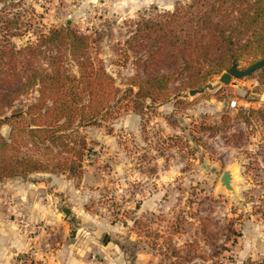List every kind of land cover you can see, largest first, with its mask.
<instances>
[{
    "label": "rangeland",
    "instance_id": "obj_1",
    "mask_svg": "<svg viewBox=\"0 0 264 264\" xmlns=\"http://www.w3.org/2000/svg\"><path fill=\"white\" fill-rule=\"evenodd\" d=\"M190 1L24 0L23 17L34 24L11 43L21 48L40 33L77 32L87 38L92 59L102 61L126 91L132 87L128 80L143 74V66L134 63L142 52L127 51L126 44L136 22ZM263 50L253 56L244 53L238 68L262 60ZM219 63L223 59L204 62L201 70L172 79L167 100L154 103L136 96L138 89L132 87L110 117L83 130L87 151L81 174L56 170L49 162L46 171L0 179V198L9 201L13 188L3 185L23 178L36 185L70 182L79 201L73 205L79 211L75 218L83 207L99 216V229L121 246L127 264H264V67L191 95L220 83L232 65L217 73ZM149 69L173 71L163 62ZM205 72L207 79L194 85ZM35 96H20L9 115ZM10 130L0 124V138L8 139ZM226 172L232 176L231 190L222 184ZM40 187L39 192L45 189ZM51 194L60 196L54 189ZM150 200L156 205L148 209ZM35 224L21 222L31 233L52 228ZM80 226L81 221L72 222L68 239L77 236ZM33 259L40 264L37 253Z\"/></svg>",
    "mask_w": 264,
    "mask_h": 264
},
{
    "label": "trees",
    "instance_id": "obj_2",
    "mask_svg": "<svg viewBox=\"0 0 264 264\" xmlns=\"http://www.w3.org/2000/svg\"><path fill=\"white\" fill-rule=\"evenodd\" d=\"M23 4L0 0V124L11 127L9 138H0V179L46 171L49 162L79 175L87 151L83 130L110 117L132 87L136 96L154 103L167 100L172 79L218 58L224 61L217 65L219 73L244 53L253 56L264 48V0L179 3L173 11L136 22L126 44L127 51L142 52L134 63L143 66V74L130 78L132 87L123 91L77 32L55 29L21 48L13 45L11 39L25 37L34 24L23 17ZM162 62L173 71L151 73L149 68ZM30 92L34 100L9 115L15 101Z\"/></svg>",
    "mask_w": 264,
    "mask_h": 264
},
{
    "label": "crops",
    "instance_id": "obj_3",
    "mask_svg": "<svg viewBox=\"0 0 264 264\" xmlns=\"http://www.w3.org/2000/svg\"><path fill=\"white\" fill-rule=\"evenodd\" d=\"M21 180L3 185L11 186L14 196L9 201L0 198V264H16L18 255L31 252L37 253L40 264H127L121 246L111 238L106 243L102 242L106 234L98 227L99 216L92 215L83 207L80 216L75 218L79 211L75 212L73 205L79 201L70 182L58 180L53 185H36L24 181V178ZM40 186L45 189L39 192ZM52 189L59 191L60 196H51ZM155 205V200H150L147 208ZM65 211H69L67 216H64ZM12 218H15L14 224ZM73 221H81L83 226L74 239H68ZM21 222L32 225L42 222L46 226L52 225V228L31 233L22 228ZM86 223L93 228L89 229ZM56 227L60 229L56 230ZM110 229L114 230V227L110 225ZM57 233L59 236L55 237ZM134 264L143 262L135 261Z\"/></svg>",
    "mask_w": 264,
    "mask_h": 264
},
{
    "label": "water",
    "instance_id": "obj_4",
    "mask_svg": "<svg viewBox=\"0 0 264 264\" xmlns=\"http://www.w3.org/2000/svg\"><path fill=\"white\" fill-rule=\"evenodd\" d=\"M263 67H264V59L255 62L254 64H252L250 67H248L245 70H240L238 68L237 63L233 62L232 66L224 74H222V76L220 77V83H218L216 86L208 84L205 86L204 89H202L200 91H198V90L190 91V94L195 95L197 93H202L205 89H214L216 87L221 86L222 84H225V85L230 84L234 77L241 78V77L249 76L252 73H254L255 71H257ZM231 179H232V176L229 172H226L222 177V184L229 190L232 189ZM65 212L67 214H69V211H65ZM107 241H108V236L106 235L103 242L106 243Z\"/></svg>",
    "mask_w": 264,
    "mask_h": 264
},
{
    "label": "built area",
    "instance_id": "obj_5",
    "mask_svg": "<svg viewBox=\"0 0 264 264\" xmlns=\"http://www.w3.org/2000/svg\"><path fill=\"white\" fill-rule=\"evenodd\" d=\"M42 228V227H40ZM29 254V255H28ZM28 254H23L20 258L21 264H36L35 259H33L35 253H28Z\"/></svg>",
    "mask_w": 264,
    "mask_h": 264
}]
</instances>
